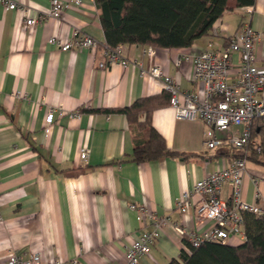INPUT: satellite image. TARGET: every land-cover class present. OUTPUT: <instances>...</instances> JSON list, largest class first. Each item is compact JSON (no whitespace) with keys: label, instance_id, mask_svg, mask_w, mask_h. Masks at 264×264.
<instances>
[{"label":"crops","instance_id":"obj_1","mask_svg":"<svg viewBox=\"0 0 264 264\" xmlns=\"http://www.w3.org/2000/svg\"><path fill=\"white\" fill-rule=\"evenodd\" d=\"M11 1L21 11L6 10L0 3V264H8L11 252L24 257L36 253L42 264L55 259L63 264H125L133 239L152 229L148 221H138L132 204L170 220L140 264L179 260L189 248L173 225L200 233L211 225L200 222L194 204L181 214L175 201L246 149H208L210 126L202 119H178L167 104L153 112V126L171 151L188 159L167 157L140 165L130 161L134 137L129 121L122 113L106 110L161 96L166 92L163 83L142 77L134 65L98 68L108 45L94 0L70 5L60 19L47 20L32 31L25 26L27 18L47 13L51 1ZM236 4L228 0L212 34L191 47L155 48L153 60L143 54L152 46L122 47L130 61L147 68L161 66L182 91L204 99V84L193 80L192 65L178 66L177 58L196 55L211 41L225 45L245 22L262 34L256 65L264 70V0L254 6ZM75 30L97 40L99 49L63 52L49 42L52 37L71 40ZM51 112L55 121L48 130L45 121ZM244 131V126H235L231 133ZM258 141L255 136L253 144ZM83 151L87 161L80 157ZM246 161L242 199L264 209V166ZM222 188L221 197L229 202L232 187L227 183ZM243 242L232 238L227 244Z\"/></svg>","mask_w":264,"mask_h":264},{"label":"built area","instance_id":"obj_2","mask_svg":"<svg viewBox=\"0 0 264 264\" xmlns=\"http://www.w3.org/2000/svg\"><path fill=\"white\" fill-rule=\"evenodd\" d=\"M47 13L37 17H29L26 27L33 30L38 24L47 20L60 19L62 11L70 5L80 6L81 0H50ZM6 10H20L17 3L11 0H0ZM250 8L248 12H251ZM71 40L52 37L49 42L56 44L63 52L74 49H99V43L94 38L75 30ZM262 34L253 29L249 22L242 24L238 32L229 37L225 45L216 41L208 42L206 48L191 55H180L176 65L190 63L193 68V80L202 82L205 91L204 99L191 92L182 91L180 85L172 81L162 67L154 64L144 67L142 63L130 61L122 45L108 47L102 50L103 58L98 63L102 70L114 66L128 67L134 65L141 70L142 77H152L163 83L164 90L170 94V104L175 110L178 119L195 121L202 119L211 130L206 135L205 145L208 149L224 148L226 146L235 151H244L252 142V124L257 119L264 118V70L256 65L257 49ZM143 54L150 60L155 59L157 51L153 47L144 49ZM235 55L239 60L235 61ZM54 114L51 112L46 118V126L54 124ZM235 126H244L241 135L231 133ZM223 135V136H221ZM226 135V136H224ZM253 146L259 150L258 143ZM88 153L83 151L81 159L87 161ZM246 159L236 158L231 164L218 169L198 181L191 191L184 192L176 202V208L185 214L190 205L196 206V214L200 222L210 223L211 227L205 232L187 231L185 228L173 225L178 233L184 236L191 248H198L206 242L228 243L232 238L246 240L244 231V213L251 212L264 219V209L258 204H248L242 199L244 174L246 173ZM232 187L230 201L221 197L222 187L225 184ZM130 210L136 213L138 221L150 223L151 230L141 233L125 251V264H140L144 257H148L152 247L160 237L170 220L165 217L153 215L145 206L132 204ZM8 264H42L41 257L34 253L28 257L11 252ZM45 264H63L60 259Z\"/></svg>","mask_w":264,"mask_h":264},{"label":"trees","instance_id":"obj_3","mask_svg":"<svg viewBox=\"0 0 264 264\" xmlns=\"http://www.w3.org/2000/svg\"><path fill=\"white\" fill-rule=\"evenodd\" d=\"M100 12L108 47L144 45L162 49L188 48L209 37L214 24L228 9V0H94ZM256 0H237L238 7L254 6ZM170 104V94L137 100L131 106L106 110L126 115L133 131L134 150L129 160L143 164L160 158L186 160L188 155L171 151L152 123L153 112ZM251 125L259 150L252 144L236 158L264 166V118ZM235 150V149H234ZM232 150V151H234ZM246 240L238 246L206 242L183 251L169 264H264V219L244 213Z\"/></svg>","mask_w":264,"mask_h":264},{"label":"rangeland","instance_id":"obj_4","mask_svg":"<svg viewBox=\"0 0 264 264\" xmlns=\"http://www.w3.org/2000/svg\"><path fill=\"white\" fill-rule=\"evenodd\" d=\"M250 138H252V137H250ZM252 142H253V138H252ZM259 145V144H258Z\"/></svg>","mask_w":264,"mask_h":264}]
</instances>
